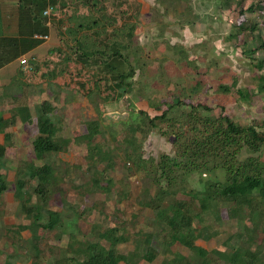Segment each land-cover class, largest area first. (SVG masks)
I'll list each match as a JSON object with an SVG mask.
<instances>
[{"label": "rangeland", "instance_id": "obj_1", "mask_svg": "<svg viewBox=\"0 0 264 264\" xmlns=\"http://www.w3.org/2000/svg\"><path fill=\"white\" fill-rule=\"evenodd\" d=\"M44 19L54 24L56 42L42 41L43 50L21 64L19 84L7 96L0 92V174L7 185L0 194V264L81 259L84 242L108 246L102 235L110 228L129 264H163L176 255L197 262L158 223L149 205L156 185L141 159L174 155L168 125L184 131L189 104L207 107L198 108L201 117L224 115L264 130V0H59ZM114 48L125 57L121 68L133 69L124 90L102 68ZM173 98L182 104L170 108V119L149 125ZM42 101L63 148L37 159L31 141ZM247 156L264 163V147L242 148L236 160ZM43 163L53 177L41 196L28 165ZM174 175L181 181L167 186L163 205L181 198L194 211L203 185L225 182L222 168ZM17 180L24 181L19 196ZM251 195L247 205L209 199L192 219L191 240L214 264H244L247 257L264 264V199L257 190ZM20 200L37 207V221L21 211ZM47 210L59 214L60 226L40 225ZM147 250L152 260L142 257Z\"/></svg>", "mask_w": 264, "mask_h": 264}, {"label": "trees", "instance_id": "obj_2", "mask_svg": "<svg viewBox=\"0 0 264 264\" xmlns=\"http://www.w3.org/2000/svg\"><path fill=\"white\" fill-rule=\"evenodd\" d=\"M58 1L0 0V6L5 11L11 12L9 9L14 10L13 14L15 16L11 20L15 21L21 33H30L31 36L27 35L23 39L32 43L33 47L42 43L45 39H48L51 44L56 42L54 38V33H56L54 24L46 25L41 13L47 5L56 10ZM34 34L46 35L47 37L45 39L35 37ZM43 47L44 45L41 46L38 52L43 50ZM124 58L114 48L102 61L103 70L108 73L116 86L122 90L127 85L125 78L133 72L132 68L129 72H125L121 68ZM261 79L264 84V74L261 75ZM171 101L158 115L148 118L147 122L149 125L155 126L154 120L168 119L167 112L171 110L170 108H175L179 104H182L176 98H173ZM188 106L189 111L183 114L181 121L185 123L186 129L184 131L181 129L175 130L172 127L173 125H168L169 130L167 132L171 136L174 155L168 157L167 155L160 154L156 159H141V161L144 169L152 172V182L156 185L149 205L156 211L159 219L158 223L162 224V229H166L167 236L172 242L178 241L188 248V250L196 253L198 257V261L193 262L188 261L183 256L178 257L176 255L169 261H164V263L214 264L209 257V252L192 242L190 235L191 221L195 215L203 210L209 199L216 197L226 200L231 199L232 201H238V203L247 205L251 201L250 197L253 190H257L258 194L264 199V163H260L258 160L248 156L241 160H236V155L242 148L253 153L264 147V130L258 131L253 124L242 125L236 123L224 115L201 117L198 108H207L203 103L198 102L189 104ZM48 115V104L46 101H42L36 117L37 134L31 141L32 151L37 159L42 158L43 155L49 152H59L63 148V143L57 140L55 136V126ZM0 122L3 123L2 125H6V118L0 116ZM2 150L3 148L0 147V155ZM216 168H222L225 174V182L220 183L215 181L201 187L199 192L202 196L199 198L197 211H194L190 201L181 198L171 199L167 205H163V201L167 196V186L170 187L181 181V178L177 180L174 175L176 170L180 171L179 176H183L197 170H212ZM156 170L159 171L157 175H155ZM28 177L36 180L33 191L43 196L45 185L53 177L52 167L46 163L28 165ZM161 179L166 182V187L160 186L159 182ZM23 187L24 181L17 180L16 192L18 196ZM6 188V182L0 174V194ZM20 201L21 211L29 214L33 220L37 221V207L26 206L23 200ZM40 225L43 228L49 229L60 226L61 219L59 214L55 211L47 210L46 220L40 223ZM113 231L114 228H110L107 231L105 230L102 235L106 242H108L106 248L96 243L84 242V256L81 259H76L72 256L61 257L62 259H59L56 264H129L126 257L119 254L115 249V245L120 241V237L114 236L112 234ZM254 254L255 252H250L249 258L254 257ZM154 256L148 250L142 254L144 259L149 260H152ZM243 263L252 264V261L247 257L243 259Z\"/></svg>", "mask_w": 264, "mask_h": 264}, {"label": "crops", "instance_id": "obj_3", "mask_svg": "<svg viewBox=\"0 0 264 264\" xmlns=\"http://www.w3.org/2000/svg\"><path fill=\"white\" fill-rule=\"evenodd\" d=\"M8 1V0H1ZM5 11L0 6V92L2 96H7L10 88L20 82V58L32 57L42 46V43L34 45L23 38L30 33H21L15 21L11 19L15 16L13 9ZM12 13V15H10ZM31 36V35H30ZM29 56V57H28ZM20 87V86H16Z\"/></svg>", "mask_w": 264, "mask_h": 264}, {"label": "built area", "instance_id": "obj_4", "mask_svg": "<svg viewBox=\"0 0 264 264\" xmlns=\"http://www.w3.org/2000/svg\"><path fill=\"white\" fill-rule=\"evenodd\" d=\"M53 10H54V9H53L51 6L47 5V6H45V7L43 8L41 14H42V16H43L44 18H48L49 15H50V13L53 12ZM34 36H35V37L44 38V39L47 37L46 35H37V34H34ZM19 63L22 64V65L25 67V65H26V59H25V58H20V59H19Z\"/></svg>", "mask_w": 264, "mask_h": 264}]
</instances>
